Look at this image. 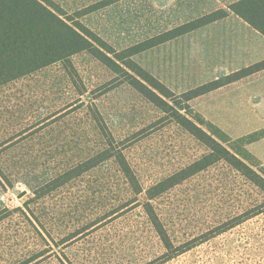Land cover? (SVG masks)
<instances>
[{"label":"rangeland","instance_id":"374dc122","mask_svg":"<svg viewBox=\"0 0 264 264\" xmlns=\"http://www.w3.org/2000/svg\"><path fill=\"white\" fill-rule=\"evenodd\" d=\"M53 1L120 50L229 10L236 0ZM133 58L181 95L263 60L264 37L230 11ZM72 63L73 76L57 63L0 87V264H264V193L225 162L153 200L172 242V250L166 248L143 208L145 190L206 147L89 52L75 54ZM190 105L192 117L232 141L264 133V70ZM106 141L124 153L142 193H134L109 159L31 200L46 181ZM247 148L264 166V136Z\"/></svg>","mask_w":264,"mask_h":264},{"label":"trees","instance_id":"16d2710c","mask_svg":"<svg viewBox=\"0 0 264 264\" xmlns=\"http://www.w3.org/2000/svg\"><path fill=\"white\" fill-rule=\"evenodd\" d=\"M112 2L113 0H105L101 6H108ZM230 11L264 35V0H236L229 5V10L216 9L118 50L81 20L68 15L53 0H0V87L28 78L57 63L64 65L73 76L75 71L70 70L71 68L75 70L72 57L81 52H89L112 71L123 75L126 81L148 101L170 114L174 122L206 147L207 150L201 157L145 190L147 200L143 203V208L168 250H172V242L154 207L153 200L170 188L216 163L225 162L264 193V166L247 148L249 143L263 137L264 133L258 131L248 137H240L232 141L228 134L215 125H209L204 119L194 118L189 113L192 99L264 70V59L226 75L223 80L215 79L176 95L167 85L136 62L133 56L223 19ZM236 142L240 146H237ZM109 159L115 160L136 195L144 191L124 153L116 150L111 141H106L100 150L88 153L83 159L46 181L34 191L35 197L31 200L35 201L58 191ZM26 204L29 206V203ZM18 210L25 212L22 208ZM27 218L39 230L35 220L31 217Z\"/></svg>","mask_w":264,"mask_h":264},{"label":"crops","instance_id":"0c3cea01","mask_svg":"<svg viewBox=\"0 0 264 264\" xmlns=\"http://www.w3.org/2000/svg\"><path fill=\"white\" fill-rule=\"evenodd\" d=\"M238 16V15H237ZM241 18V17H240ZM242 19V18H241ZM244 20V19H243ZM245 21V20H244ZM246 22V21H245ZM248 23V22H247ZM249 24V23H248ZM250 25V24H249ZM251 26V25H250ZM252 27V26H251ZM253 28V27H252ZM254 30H256L255 28H253ZM260 35H262L264 37L263 34H261L258 30H256Z\"/></svg>","mask_w":264,"mask_h":264},{"label":"water","instance_id":"95a60500","mask_svg":"<svg viewBox=\"0 0 264 264\" xmlns=\"http://www.w3.org/2000/svg\"><path fill=\"white\" fill-rule=\"evenodd\" d=\"M24 194H25V192H22V193L19 194V196L21 197V196H23Z\"/></svg>","mask_w":264,"mask_h":264}]
</instances>
